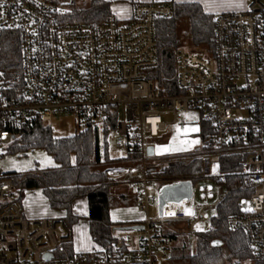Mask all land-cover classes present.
<instances>
[{
    "label": "built area",
    "instance_id": "1",
    "mask_svg": "<svg viewBox=\"0 0 264 264\" xmlns=\"http://www.w3.org/2000/svg\"><path fill=\"white\" fill-rule=\"evenodd\" d=\"M248 1L245 11L215 16L211 56L187 47L175 51L180 94L162 95L149 74L159 66L156 23L173 18L172 3L139 2L128 20L112 14L87 23L69 21L66 7L73 2L0 0V37L12 32L20 40L22 86L13 94L0 80V159L9 156V120L48 124L75 116L108 132V139L116 133L118 146L135 142L140 156L99 168L108 180L128 183L145 214L141 228L117 230L107 246L80 251L64 216H28L13 183L20 173L0 167V264H171L173 242L163 228L180 223L197 233L196 225L230 193L214 160L233 157L240 159L241 175L234 189L243 197L228 226L246 235L253 260L264 264V3ZM179 114L199 117L195 133L185 131L191 120L181 122ZM171 126L179 129L183 148L158 152L148 144ZM194 162L201 165L197 175H163L171 165ZM203 179L218 183L217 203L212 186H201L195 201L194 182ZM184 182L193 184L192 199L167 203L160 217L150 219L161 190ZM154 185L156 195L150 192Z\"/></svg>",
    "mask_w": 264,
    "mask_h": 264
},
{
    "label": "trees",
    "instance_id": "2",
    "mask_svg": "<svg viewBox=\"0 0 264 264\" xmlns=\"http://www.w3.org/2000/svg\"><path fill=\"white\" fill-rule=\"evenodd\" d=\"M174 16L170 20L156 23L159 66L150 72L156 89L162 95H178L176 82L175 51L184 47L177 37L176 28L181 20L190 24L193 52H205L209 56L214 51L215 16L204 11L198 3L173 4ZM112 4L105 0H92L88 7L75 8L70 12V22L100 23L112 15ZM0 80L3 89L15 94L22 86L20 40L12 32H4L0 37ZM112 128H115L113 120ZM11 138L7 144V155H17L36 150L46 151L56 167L20 173L13 178L17 199H23L25 191L40 190L50 208L64 215L67 222L77 223L74 204L87 200L90 234L95 244L108 245L119 228L127 224L114 222L111 212L120 206L130 207L136 201L122 192L126 182H113L100 170L99 165L114 161L110 157L108 132L103 140L98 129L88 125L84 132L68 137L55 138L52 129L38 118H16L8 121L5 127ZM135 142L128 141L125 157L140 156ZM239 158H225L220 161V173L225 176L228 197L220 204L216 216L211 220V230L196 234V253L190 255L186 247L172 249L171 264H257L253 260L246 235L242 231L229 229V218L237 213L243 194L234 189L239 174ZM201 171L200 162L174 164L167 167L163 175H197ZM122 192V193H121ZM177 223H172L176 225ZM171 225V226H172ZM186 226V225H185ZM188 228V227H187ZM172 242H178L179 230L163 228Z\"/></svg>",
    "mask_w": 264,
    "mask_h": 264
},
{
    "label": "rangeland",
    "instance_id": "3",
    "mask_svg": "<svg viewBox=\"0 0 264 264\" xmlns=\"http://www.w3.org/2000/svg\"><path fill=\"white\" fill-rule=\"evenodd\" d=\"M61 3H72L73 5L67 6L66 8L68 11H72L75 8H83V7H88L91 3L92 0H59ZM211 2L214 7L217 5L219 8H221L223 5L225 6H232L235 0H207ZM246 2L249 3L248 0ZM264 3V0H263ZM124 3H113L112 4V12L113 14L119 18V19H124L129 12L128 6H124ZM216 11V10H215ZM176 34L180 42H182L184 47H187L190 49V42H191V29H190V24L186 20H181L177 24L176 28ZM190 117H195V119H190ZM179 118L181 122L186 121L187 119L191 120L187 122L188 124H191L189 129V132L195 133L196 131H192V129H196L197 123L199 121V117L195 114H192L191 116H187L184 114H179ZM174 119L173 116H166L165 120L167 122H172ZM53 132V135L55 138H68L75 136L79 134L80 132H84L86 130V125L83 123L82 120L77 119V117L72 116V115H65V116H60L58 118L53 119L51 122L47 124ZM102 129L100 130V135L101 139L103 140V134H102ZM179 129L175 126H171L169 128V133L161 138L155 139V140H149L148 144H152L153 146L157 147V151L163 152L165 149L168 150H179L183 148V140L181 138V135L179 136ZM116 139H117V134L113 133L109 136L108 143H109V152H110V157L113 160H118L120 158L125 157V147H121L116 145ZM221 160L215 159L214 163L219 164ZM0 167L4 169L7 172L10 173H27L29 171H34L36 169L39 170H46L50 168H54L56 165L55 160L49 156L46 151H41V150H36L34 152H29V153H22V154H17V155H9L5 156L4 158L0 159ZM216 174V173H215ZM201 186H212L213 187V192L215 195V200L214 203L218 202V183L214 182V180L210 179H203L199 181L194 182V195H195V201L198 203V196H199V188ZM131 186L123 187L122 192L124 194L129 195L130 197L132 193L131 191ZM159 190V187L157 185H154L151 188V194L156 195L157 191ZM28 191H25L23 194V199L20 201L23 203L26 193ZM121 192V193H122ZM42 193L36 190L29 191L27 193V204L33 205L35 211L39 207V202L41 201L42 198ZM43 199V198H42ZM77 204V211L78 213L85 215L88 207L87 200H79L76 202ZM132 206L126 207V206H120L119 208H115L112 210V212H129L130 214L133 213V210L131 209ZM139 218V224L137 225H142L145 220V214L144 213H133ZM150 219H156L160 217V210H159V204L158 202L153 203L150 208L149 212L147 213ZM64 216L63 214H61ZM216 216V213H210L207 218L202 219L196 226H198L197 233L201 232H208L211 230V220L213 217ZM115 218V216H114ZM116 219V218H115ZM87 219H83L79 217V220L77 223H73L71 226L74 231L75 235V242H77L78 249H83L80 244H84L89 250H91V247L89 246L90 243H93V239L91 240L90 237L86 233V228H87ZM169 224L165 226V228H169L170 230H179L181 233V237L179 241L173 242L172 246L174 248V243L175 246L178 247H186V251L190 255H194L196 253V234L197 233H191L188 231L187 226L177 223L174 227V225ZM84 228V229H83ZM84 231V232H83ZM83 233V234H82ZM82 237V238H81ZM91 243V244H92ZM93 245V244H92ZM219 264H225L224 260L219 262Z\"/></svg>",
    "mask_w": 264,
    "mask_h": 264
},
{
    "label": "crops",
    "instance_id": "4",
    "mask_svg": "<svg viewBox=\"0 0 264 264\" xmlns=\"http://www.w3.org/2000/svg\"><path fill=\"white\" fill-rule=\"evenodd\" d=\"M106 2H109L111 4L113 3H124V6H128L129 12L127 13L126 17L121 20H128L131 17V13H132V9L134 7V5L136 3H151V2H169L172 4H184V3H198L200 5H202V7L204 8V11L208 14L211 15H217V14H222V13H228V12H242L245 11L248 7V2H246V0H235L234 3L232 4V6H225L223 5L221 8H219L217 5H215L216 7H214V9L212 8L214 4H212L211 2L207 1V0H105ZM236 4H242V7H236ZM216 10V11H215ZM113 13V12H112ZM188 129V128H187ZM189 130V129H188ZM167 149H165L164 151H166ZM161 152V151H158ZM1 165V164H0ZM56 167V165H55ZM132 189V188H131ZM36 191H40V190H36ZM132 193L131 196L135 197L136 194L134 192V190H131ZM29 192V191H28ZM27 192V193H28ZM42 193V191H40ZM27 193H26V197L23 201L24 206L26 207L28 216L31 218H52V217H59L62 216L60 212L54 211L50 208L48 201L46 199V197L44 196V194L42 193V198L41 201L39 202V207L38 209L35 211L33 205L31 204H27ZM77 204H74V213L77 217L83 218V219H87L88 221V207H87V211L85 215H82L80 213H78L77 211ZM131 209L133 210V213L136 212H140L142 213L138 208H136V204L135 202L133 203ZM130 214L129 212H111V218L114 222H120V223H124L127 224V226H135L137 224H139V218L135 215V214ZM115 216V218H114ZM84 229V228H83ZM84 232V231H83ZM86 233L87 235L90 237V239L92 240L91 234H90V228H89V221L87 222V228H86ZM83 234V233H82ZM82 238V237H81ZM77 242H75V248L78 249V246L76 244ZM92 243V242H91ZM90 243V247L94 246V241H93V245ZM80 246H82L83 249H80V251H84L87 252L89 251V249L84 246V244H80ZM93 248V247H91ZM79 250V249H78Z\"/></svg>",
    "mask_w": 264,
    "mask_h": 264
},
{
    "label": "water",
    "instance_id": "5",
    "mask_svg": "<svg viewBox=\"0 0 264 264\" xmlns=\"http://www.w3.org/2000/svg\"><path fill=\"white\" fill-rule=\"evenodd\" d=\"M154 154V148L149 147L148 148V155L153 156ZM192 182H184L178 185L174 186H168L165 187L161 190V194L159 196V210H160V215L162 214L163 207L167 203H180L183 200H190L192 199L191 197L193 196V184ZM141 228L140 226H127L123 228H119L118 231H130V230H136Z\"/></svg>",
    "mask_w": 264,
    "mask_h": 264
},
{
    "label": "snow or ice",
    "instance_id": "6",
    "mask_svg": "<svg viewBox=\"0 0 264 264\" xmlns=\"http://www.w3.org/2000/svg\"><path fill=\"white\" fill-rule=\"evenodd\" d=\"M235 6L236 7H242L243 5L242 4H236ZM190 119H195V117H190ZM185 131L187 132L188 129H185ZM192 131H196V129H192ZM193 143H195V141H193ZM248 210H251V209H248Z\"/></svg>",
    "mask_w": 264,
    "mask_h": 264
}]
</instances>
